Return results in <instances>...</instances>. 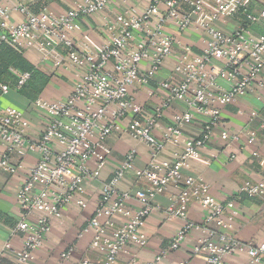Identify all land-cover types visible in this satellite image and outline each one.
<instances>
[{
	"label": "built area",
	"instance_id": "2783aa9c",
	"mask_svg": "<svg viewBox=\"0 0 264 264\" xmlns=\"http://www.w3.org/2000/svg\"><path fill=\"white\" fill-rule=\"evenodd\" d=\"M115 1L127 2L80 0L55 13L46 5L33 11L20 0H0V42L18 52L33 50L54 67L78 70L65 96L35 100L34 110L45 121L37 138L32 136V122L26 112L0 102V169L14 174L23 168L28 152L37 151L39 155L15 191L20 214L13 233L22 240L13 253L15 263L30 264V256L42 248L52 220H59L66 207L73 202L85 206L83 182L99 180L111 152L106 140L124 132L148 148L146 165L135 172L145 184L132 191L117 188L134 170L137 152L131 148L112 176L100 182L97 205L77 235L80 239L90 233V247L103 255L102 260L83 259L71 264H118L121 254L126 255L124 264H162L191 232H198V236L190 254L200 257L202 264H231L229 258L241 255L246 256L247 264H264V239L257 243L242 241L230 232L231 224L244 212L236 198L243 195L264 203V173L244 181L237 194L224 201L210 193L207 183L185 174L191 162L200 157L201 149L215 139L229 147L243 137L255 138L253 129L236 132L223 128L220 107L250 94L264 109V77L260 78L264 71V32L254 33L250 27L264 20V0L258 12L251 9L253 0H150L143 9L116 7L114 17L104 18L106 36L102 43L96 47L80 43L77 48L75 37L83 31L84 20ZM235 11L242 13L243 23L229 31L215 25ZM13 14L18 21L13 20ZM169 25L180 34L202 32L200 53H194L189 45H180L167 32ZM176 48L180 50L178 55L174 53ZM168 59L173 60L176 78L164 77L158 88L165 96L151 108L145 107L133 88L152 94L150 81ZM9 70L16 77V88L30 77L28 72ZM8 91L7 85H0V99ZM176 103L183 110L169 123H162L164 111ZM196 117L203 119L201 133L189 139L182 126ZM259 128L264 129V121ZM168 145L177 148L172 161L161 158ZM227 158L233 160L235 154ZM169 186L177 188L178 193L164 212L169 218L181 219L182 225L165 249L152 260L141 261L128 248L147 245L145 221L161 208L152 201ZM131 199L139 206H128ZM190 202L203 209L201 221L188 218L186 205ZM118 216L123 218L122 224L115 222ZM8 249L11 246L5 243L3 250ZM72 251L70 246L60 254L62 263L71 261ZM182 264L192 263L185 259Z\"/></svg>",
	"mask_w": 264,
	"mask_h": 264
},
{
	"label": "crops",
	"instance_id": "0c3cea01",
	"mask_svg": "<svg viewBox=\"0 0 264 264\" xmlns=\"http://www.w3.org/2000/svg\"><path fill=\"white\" fill-rule=\"evenodd\" d=\"M28 5L33 11H37L41 5L55 12H64L69 6L79 3L80 0H45L38 3H32L31 0H20ZM102 12L87 17L84 20L83 31L76 34L75 46L78 48L80 43H87L92 47L99 46L106 36L104 26L105 17H114L116 7H137L143 9L150 0H127L122 4L119 1L113 2ZM262 7V0H253L251 9L258 12ZM13 20L18 21V16L12 15ZM244 22V17L240 11H235L226 21L215 22V25L223 30L229 31ZM254 33L264 32V20L251 24ZM1 32V29H0ZM167 32L176 37L180 45H189L194 53H200L202 43L200 41L202 32L191 30L184 34L176 31L174 26L169 25ZM64 52V49H61ZM180 50L176 48L175 54ZM22 56L30 62L37 70L43 72L49 77V82L43 88L38 98L53 100L65 96L71 88L73 82L78 77V70L74 68L65 69L64 67H54L50 62L43 61L39 54L33 50H24ZM172 59L164 62L162 68L150 85L154 88L152 94H148L138 87L133 88V92L138 101L151 108L165 96V92L158 88L159 82L172 73ZM146 69V64L143 63ZM264 77V71L260 75ZM2 85V83H0ZM19 88L9 87L5 95H1V104L9 105L21 109L27 113L32 122V136L37 138L44 128L43 117L34 110V100H30L18 92ZM264 94V90L262 92ZM180 104H173L164 111L161 119L162 123H169L175 113L182 111ZM253 113L250 115V113ZM221 126L238 132L242 129H253L256 132L255 138L246 140L244 137L239 142L224 147L221 141L215 139L207 148L201 149L200 157L191 162L190 169L185 170V174L192 175L194 178L203 181L209 185L210 193L218 200L224 201L237 194L240 185L248 179H256L264 173V129L259 128L260 122L264 121V109L259 101L253 95H244L235 102L220 107ZM127 122H124L126 124ZM203 126V119L196 117L190 123L182 126L184 136L189 139L197 138ZM219 130V129H218ZM216 130V132H218ZM106 144L111 152L106 158V165L99 175V180L87 179L83 182L84 192L81 195L85 200V206H78L71 203L62 213L58 220H52L51 229L45 238L42 248L30 256V264H64L60 259V254L68 247L72 246L71 263L89 259L92 261L102 260V254L90 247L91 234L87 233L80 239L77 238L79 231L93 214L97 205L100 182L109 179L115 169L121 163L125 153L134 148L137 152V158L134 170L129 171L119 182L118 189L123 191H132L144 186L145 181L137 176V170H141L148 160V148L141 142L131 138L124 132H117L109 136ZM176 147L168 145L161 155V158L171 160L172 153ZM256 152V155H252ZM235 154L233 160H228L227 155ZM38 152H28L23 158V168L14 174H9L0 169V264H16L15 250L21 247L22 240L19 235L13 233L16 220L20 210L16 200V187L27 177L29 167L33 166L38 160ZM178 193V189L169 186L165 192L155 197L152 203L158 204L161 208L155 209L146 219L144 230L147 235V245L144 248H128L137 254L141 261H149L162 249H165L168 242L175 235L182 220L176 217L169 218L165 214V209L170 203L171 197ZM240 208L244 210L242 217L238 218L230 226V232L238 239L247 242L257 243L264 239V203L260 199H249L243 195L236 198ZM128 206L136 208L139 204L131 199ZM187 216L193 221H201L203 218V209L200 205L190 202L186 205ZM115 222L122 224L123 218L116 217ZM198 232H191L184 239L182 245L168 253L162 264H182L185 259H190L192 264H202L200 257H192L190 250L195 242ZM5 243L11 246V249L4 251ZM125 254L119 256L118 264H124ZM231 264H247L245 255L229 258ZM65 263V264H69Z\"/></svg>",
	"mask_w": 264,
	"mask_h": 264
},
{
	"label": "trees",
	"instance_id": "16d2710c",
	"mask_svg": "<svg viewBox=\"0 0 264 264\" xmlns=\"http://www.w3.org/2000/svg\"><path fill=\"white\" fill-rule=\"evenodd\" d=\"M9 69L18 72H28L29 79L18 89V92L30 100H36L43 88L48 84L49 77L37 70L23 56L5 42H0V83L8 87H15L16 77Z\"/></svg>",
	"mask_w": 264,
	"mask_h": 264
}]
</instances>
